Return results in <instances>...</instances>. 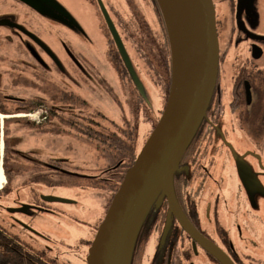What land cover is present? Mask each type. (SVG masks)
Here are the masks:
<instances>
[{"label": "flooded vegetation", "instance_id": "af4514ba", "mask_svg": "<svg viewBox=\"0 0 264 264\" xmlns=\"http://www.w3.org/2000/svg\"><path fill=\"white\" fill-rule=\"evenodd\" d=\"M82 1L91 11L93 10L97 19L93 27L106 40L104 64H108L114 72L121 74L136 89L109 30L99 0ZM124 1L127 14L131 16L130 18L127 16V21L119 19L117 10L110 0H102L127 51L129 52V49L124 30H129L131 36L138 35L141 41L144 37L147 38L146 42L143 41L144 46L153 45L157 52H164V49H167L168 36L157 1L141 0L148 2L147 5L153 9L149 8L150 11L155 13V21L160 30L157 35L152 34L151 23L145 17V12L137 7V1ZM224 2L226 12L229 14L228 21H225V17L221 18L217 15L220 7L214 2L220 49L216 85L206 115L180 161L174 193L178 208L184 215L180 214L181 219L189 221L207 241L219 247L235 264H245L240 253L236 251L233 241L235 234L232 233L237 232L238 224L237 218L234 217V208L224 196V190L228 189V179L230 180V176L227 178L225 175V170L228 167L232 168L236 161L231 149V136L225 126L224 129L221 128V111L224 105H228L233 115L231 125L234 127L237 122L242 130L241 138L251 140L261 148L264 143V0H224ZM40 3L45 13H40L21 0H0V165L2 166L0 170L5 177V182L0 187V218L22 231L23 228L28 231L33 230L28 219L40 212L62 215L61 211L57 212L51 206L54 202L71 203L51 201L49 196L53 195L41 191L45 186H67L68 177L93 180L103 178L105 173L109 175L108 180L115 181L119 168L117 165L114 167L116 169H104L101 175L73 173L62 168L59 161L51 160L41 164L34 160L33 154L23 153L19 149L21 143L19 131L24 127L44 129L51 120V110H55V104L40 105L39 72L48 75V70L52 67L53 70L56 69L59 73L67 75V82L74 87L87 85L91 79L97 82L104 79L99 77V66L93 62L96 47L86 30V21L79 20L71 9L61 2L59 3L67 10V18L48 4ZM24 15L29 18L24 19ZM35 16L50 20L67 29V47H70L67 51V69L63 61L31 29L29 22ZM17 25L42 41L55 54L58 62ZM72 33L80 38L84 50L81 46L75 45V40L72 41L70 35ZM150 36L154 37L152 44L149 41ZM161 37L162 40L159 41ZM149 49L148 52H151V48ZM39 51L47 57L48 63L40 56ZM118 59L121 60L122 67ZM96 67L97 71L94 70ZM122 68L126 72L120 70ZM27 77L32 79L31 85L36 93L27 94L29 88L24 86ZM48 78L50 79V77L46 79ZM165 84H167L166 79ZM136 91L138 92L137 89ZM67 93L76 92L69 89ZM45 99L43 101H46ZM143 101L146 103L144 99ZM74 106L76 104H64L61 110L76 108ZM39 110L43 113L41 120L40 114H35ZM29 114L34 117L37 115V119H27L25 116L28 117ZM52 116L54 117L53 114ZM92 121L96 126L99 125L98 121L94 119ZM260 151L264 154V150ZM25 163L31 164L32 168L23 166ZM110 170H112L111 174L108 173ZM23 205L29 206L26 208V213L20 211ZM151 210L145 220L146 223L143 224L141 237L135 244L132 264H144L145 254L149 260L148 264H196L194 259L201 261L202 264H222L206 247V242L196 240L185 230L179 219L170 212L166 198ZM102 220L103 218L94 227L92 238L86 240L88 247ZM6 228L7 226L5 231ZM231 228L235 229L231 230ZM15 235L21 240L20 235ZM149 245H152L153 249L150 255H148ZM39 253L47 264L57 262L55 259L46 258L45 252Z\"/></svg>", "mask_w": 264, "mask_h": 264}, {"label": "rangeland", "instance_id": "374dc122", "mask_svg": "<svg viewBox=\"0 0 264 264\" xmlns=\"http://www.w3.org/2000/svg\"><path fill=\"white\" fill-rule=\"evenodd\" d=\"M58 1L64 6H68L79 20L86 21V24L84 23L86 30L96 47L94 60H92L99 66V77L104 79L99 82L91 79L87 85L74 87L70 82H67V75L59 73L56 69L53 70L52 67L48 70V75L39 72L41 100L46 98L48 106L55 104V110L59 116L52 117L42 130L24 127L22 131H19L21 137L19 149L23 153L33 154L34 160L41 164L56 160V162L59 161L62 168H66L70 172L101 175L109 163L106 161L102 143L88 139L87 135L80 133L77 130L78 126L74 124L83 129L92 125L90 128L96 129L98 137L105 133L108 136L114 134L123 136L124 131L131 130L136 134L137 148L140 151L154 130L166 105L170 90V74L166 76L161 71L157 61L159 52L153 45L145 44L144 46L143 44L141 46L139 42L141 38H138V35L131 36L129 30H124L123 33L133 63L150 97L151 106L149 107L141 96V100L139 99L132 83L121 74L114 72L108 64H104L106 63L104 54L107 44L106 40L93 27L95 21L97 22L93 10L91 11L85 6L82 0ZM110 1L115 6L120 20L127 21L131 17L127 14L124 0ZM136 1L137 7L145 12V17L151 23L152 34L157 35L160 30L155 21V13L150 11V9L153 10L152 7L147 5L148 2ZM214 2L220 7L217 15L221 18L225 17V21H228L229 14L226 12L224 0H214ZM25 18L29 17L24 15ZM35 18L31 19L30 17L31 29L63 61L67 69V51L70 49L67 47V29L50 20L37 18V16ZM70 35H72V41L75 40V45L81 46L84 50V44L80 43V38L73 33ZM152 38L154 37L150 36L151 44ZM143 39L145 42L148 40L145 37ZM161 40L162 37L159 41ZM145 48H148L147 52ZM149 48L152 50L150 55L148 54ZM39 53L48 63L47 57L41 51ZM95 69L97 71V67ZM47 77L50 79H46ZM165 79L167 84H165ZM31 82L30 77L24 80V86L29 88V91H26L29 95L35 92ZM69 89H73L76 92L73 94L80 96L81 100H86L84 103H75L74 107L76 108L64 111L61 110V107L69 103L59 101L58 97L60 93ZM39 114L41 120L42 111ZM26 118L30 119V117ZM34 118L37 119V117ZM92 119L98 121L99 125L96 126ZM231 119H233V115L228 105H224L221 111V128L224 129L225 126L231 136V149L235 154L236 161L232 168L228 167L225 170V175L227 178L230 176V180L228 179V189L224 190V196L230 206L234 208V217L238 221L237 232L232 233V235L235 234L233 241L243 263L264 264V156H262L264 154L263 152L261 154L260 151L264 150V143L261 148H258L257 144L251 140L242 139L240 126L236 122L233 127ZM25 165L32 168L31 164L25 163L23 166ZM87 181V179L68 177L67 186H45L41 189L45 193L71 202H54L51 205L57 212L61 211L62 215L47 212L36 214L28 219L32 231L25 228L23 231L17 229L10 222H4L0 218V228L5 230V226H7V233L15 237V234L20 235V242L24 246L35 253L45 252L46 258L55 259L58 263L86 264L85 259L90 247L86 244V240L92 238L94 227L104 218L112 200V194L108 189L95 190ZM73 182L78 185L71 186ZM234 229L231 228V230ZM149 247L148 255L153 253L152 245ZM148 261L145 254L143 263L148 264ZM194 261L196 264H202L197 259Z\"/></svg>", "mask_w": 264, "mask_h": 264}, {"label": "water", "instance_id": "95a60500", "mask_svg": "<svg viewBox=\"0 0 264 264\" xmlns=\"http://www.w3.org/2000/svg\"><path fill=\"white\" fill-rule=\"evenodd\" d=\"M40 13L46 3L67 18L57 0H21ZM165 24L172 60L171 85L164 110L113 196L89 247L87 264H131L139 229L158 198H166L185 230L222 264H235L219 247L207 241L186 219L182 220L173 187V176L187 147L206 115L219 71V38L213 0H157ZM100 7L124 65L141 97L151 101L138 71L102 0ZM240 20V19H239ZM33 37L53 58L55 54ZM51 201L68 202L56 196ZM28 205L20 211L26 213ZM184 216V215H183ZM185 218V217H184Z\"/></svg>", "mask_w": 264, "mask_h": 264}, {"label": "trees", "instance_id": "16d2710c", "mask_svg": "<svg viewBox=\"0 0 264 264\" xmlns=\"http://www.w3.org/2000/svg\"><path fill=\"white\" fill-rule=\"evenodd\" d=\"M164 29H165V32L167 33L165 24H164ZM167 36H168V33H167ZM167 39H168L167 49L166 50L164 49V52H162V53H160V52L158 53L159 56L157 57V61L160 65V68H161V71L163 72V74L166 76H168L170 74V80H171V74H172L171 49H170L169 37H167ZM143 41L144 40H142V41L139 40L141 46H143ZM147 50H148V48H145L146 52H147ZM114 51H115V54L117 55V52L115 49H114ZM148 54L150 55V52ZM119 65H121V60H119ZM121 67H122V65H121ZM120 70L126 72V70L124 68H122ZM138 97L141 100L140 94H138ZM58 100L62 101V102H66V103H72V104L85 102V100H81L80 96L75 95L73 93L72 94L67 93V91L60 93ZM41 104H48V102L41 100L40 105ZM52 114L54 115V117L59 116V115H57L56 110H51V115H50L51 118L53 117ZM104 117H105V115H104ZM69 122L72 123L71 121H69ZM69 122H68V124H69ZM74 125L78 126L77 130L80 133L87 135L88 139L96 140V141L102 143L103 151H104V153H106L105 154L106 155L105 157L107 159L106 161L109 162L108 166L105 169H107V168L116 169L114 167L119 165L118 166L119 168L117 170L118 174L115 177V181L108 180L109 175L107 173L103 174V178H98V179L96 178L93 180L88 179V181H87V183L92 188L108 189L111 192L112 198H113V195L118 190L127 169L133 165V163H134V161H135V159L139 153V150L137 148L136 134L133 133L131 130H126V131H124L123 136L122 135H115V134L112 136H108L105 133V134H103V136L100 135V137H98L99 134L96 132V129L90 128V126L92 127V125H89L88 127L84 128V129L81 128V126H79L77 124H74ZM69 126L72 127L71 125H69ZM116 134H118V133H116ZM179 169L176 170L174 173L173 187L175 185V179H176V176L179 172ZM108 173L111 174L112 170H110ZM80 179H83V178H80ZM84 180H86V179H84ZM77 185H78V183H74V182L71 184V186H77ZM163 201H165V197L164 198H158L154 202V204L151 206L150 210L148 211V213H147V215H146V217H145V219H144V221H143V223L139 229L135 244L137 243V240H139L141 237L143 224L146 223L145 220H147V217L150 215V213L152 211L151 209L153 208V206H155L156 204L158 205L160 202H163ZM134 248H135V245H134ZM133 252H134V250H133ZM132 263H133V254H132L131 264ZM0 264H47V263L43 260L42 254L32 252L30 249H28L26 246H24L17 237L10 235L5 230L0 228ZM52 264H58V262L53 261Z\"/></svg>", "mask_w": 264, "mask_h": 264}, {"label": "bare ground", "instance_id": "6f19581e", "mask_svg": "<svg viewBox=\"0 0 264 264\" xmlns=\"http://www.w3.org/2000/svg\"><path fill=\"white\" fill-rule=\"evenodd\" d=\"M1 168V167H0ZM5 182V177L4 175L2 174V171L0 170V187L4 184Z\"/></svg>", "mask_w": 264, "mask_h": 264}, {"label": "built area", "instance_id": "2783aa9c", "mask_svg": "<svg viewBox=\"0 0 264 264\" xmlns=\"http://www.w3.org/2000/svg\"><path fill=\"white\" fill-rule=\"evenodd\" d=\"M41 110L35 112V114L39 113ZM29 116L34 117L32 114H29Z\"/></svg>", "mask_w": 264, "mask_h": 264}]
</instances>
